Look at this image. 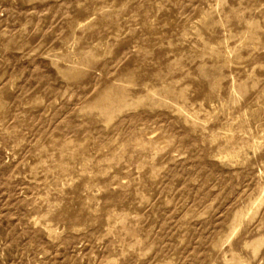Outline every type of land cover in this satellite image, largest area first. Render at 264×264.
<instances>
[{
    "label": "rangeland",
    "instance_id": "1",
    "mask_svg": "<svg viewBox=\"0 0 264 264\" xmlns=\"http://www.w3.org/2000/svg\"><path fill=\"white\" fill-rule=\"evenodd\" d=\"M0 264H264V0H0Z\"/></svg>",
    "mask_w": 264,
    "mask_h": 264
}]
</instances>
